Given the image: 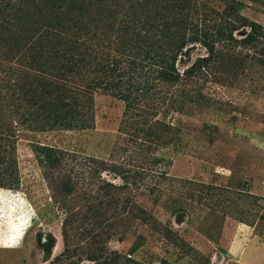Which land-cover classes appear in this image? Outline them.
Listing matches in <instances>:
<instances>
[{"label":"trees","instance_id":"trees-1","mask_svg":"<svg viewBox=\"0 0 264 264\" xmlns=\"http://www.w3.org/2000/svg\"><path fill=\"white\" fill-rule=\"evenodd\" d=\"M239 5L237 0H0V186L19 185L20 130L91 128L94 95L105 93L124 103L120 141L108 160H95L89 177L107 171L121 182L101 180L96 197L90 196L96 202H86L87 196L77 210L67 204L85 175L73 152L33 146L66 211L64 244L75 228L96 245L135 220L157 227L159 221L138 198L157 202L171 188L169 162L156 151L180 136L174 115L207 105L202 89L222 54L218 47L233 48V32L247 25ZM248 25L244 39L258 27ZM196 45L206 54L181 71L178 64L189 61ZM94 253L87 257L95 259Z\"/></svg>","mask_w":264,"mask_h":264},{"label":"rangeland","instance_id":"rangeland-1","mask_svg":"<svg viewBox=\"0 0 264 264\" xmlns=\"http://www.w3.org/2000/svg\"><path fill=\"white\" fill-rule=\"evenodd\" d=\"M237 1L247 25L233 32V48L218 47L222 54L202 89L207 105L174 115L180 136L156 151L169 162L171 188L157 202L138 198L159 225L135 220L96 245L75 228L64 244L66 211L60 197H54L33 146L73 152L78 170H85L78 185L83 194L67 198L74 210L87 196L86 202H96L90 196L96 197L101 180L120 183L107 171L89 177L95 160H108L120 141L124 109L118 98L95 93L91 128L18 132L19 185L0 186V264H210L213 254L238 239L243 246L248 242L249 254L255 253L254 242L264 243V0ZM250 22L258 27L244 39ZM205 54L196 45L189 61L178 68L182 71ZM164 228L172 235H165ZM91 252L96 255L93 260L87 257Z\"/></svg>","mask_w":264,"mask_h":264},{"label":"crops","instance_id":"crops-1","mask_svg":"<svg viewBox=\"0 0 264 264\" xmlns=\"http://www.w3.org/2000/svg\"><path fill=\"white\" fill-rule=\"evenodd\" d=\"M247 243L243 246L241 239L230 241L225 251H217L210 257V264H264V243L254 242V254L247 252Z\"/></svg>","mask_w":264,"mask_h":264}]
</instances>
